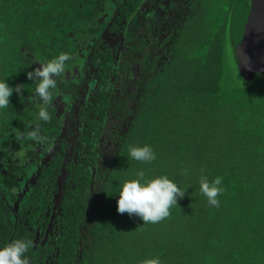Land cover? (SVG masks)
<instances>
[{"label":"trees","instance_id":"trees-1","mask_svg":"<svg viewBox=\"0 0 264 264\" xmlns=\"http://www.w3.org/2000/svg\"><path fill=\"white\" fill-rule=\"evenodd\" d=\"M117 1L0 0V80L13 90L22 88V95L14 92L8 108L0 110V247L15 239L31 241L30 264H140L151 258L161 264H264V72L250 77L239 58L238 0H188L184 22L163 41L144 20L135 40L120 52L121 71L139 64L134 91L118 103L102 91L96 104L81 109L82 140L96 162L108 113L115 108L124 121L112 137L116 147L110 162L97 172L99 193L91 205L86 192L93 172L56 159L31 183L19 221L8 214L4 197H15L31 164L61 133L78 98L74 80L82 78L80 65L91 47L112 18L110 31L121 32L123 23L125 35L145 0ZM60 53L72 59L50 90L49 103L42 105L35 93L39 81L27 73ZM100 69L105 80L107 62ZM133 99L131 110L127 100ZM41 107L49 112L47 122L38 117ZM34 128L42 141L27 138ZM91 132L99 138L93 141ZM145 145L156 160H132L129 147ZM62 165L68 176L56 209ZM140 169L146 178L166 175L186 193L155 224L117 212L120 186ZM202 176L209 182L222 178L219 207L209 206L200 193ZM54 213L58 239L35 246L37 229Z\"/></svg>","mask_w":264,"mask_h":264},{"label":"clouds","instance_id":"clouds-1","mask_svg":"<svg viewBox=\"0 0 264 264\" xmlns=\"http://www.w3.org/2000/svg\"><path fill=\"white\" fill-rule=\"evenodd\" d=\"M72 57L68 53H60L52 60L42 63L39 68L27 73V78L39 81L35 93L39 97L42 105H47L51 99L50 90L57 87V78L60 77L66 68V62ZM22 95L21 85H17L13 90L7 81L0 80V110L8 108L10 97L13 93ZM38 117L42 121H49L50 115L46 108L41 107ZM28 139L42 141L44 137L38 128H34L28 133ZM128 154L132 160L141 163H151L156 160L153 149L145 145L143 147L130 146ZM187 175L188 170L185 169ZM222 178L216 177L209 182L206 176H202L199 182V191L206 198L209 206L219 207L218 196L222 195L224 188ZM185 192L166 175L154 178H146L143 169L137 170L136 178L126 180L119 190L117 200V212L127 213L129 216L139 217L143 224L158 223L170 215V208L177 205V198H184ZM31 241L15 239L0 247V264H30V259L26 255L31 246ZM140 264H161L159 258L144 259Z\"/></svg>","mask_w":264,"mask_h":264},{"label":"rangeland","instance_id":"rangeland-1","mask_svg":"<svg viewBox=\"0 0 264 264\" xmlns=\"http://www.w3.org/2000/svg\"><path fill=\"white\" fill-rule=\"evenodd\" d=\"M121 1L122 0H118L117 3H121ZM157 5L158 0H145L139 14L132 20L131 25L125 31V35H123V23H119V26L122 27L121 32L113 33L110 31L111 25L114 22L113 18L110 19L103 36L100 37V39L91 47L92 53L88 55L87 59L83 61L82 65H80L82 78L74 80L77 82L79 89L78 98L71 103L72 109L68 114V116L71 115V120H69L70 122L68 121V127L66 128L65 134H63L65 143L69 145V150L67 152L68 161H71L72 157H74L75 163H82L83 159L87 157V151L85 152V146L81 142V132L85 122V117L81 115V109L83 110V108L96 104L97 96L102 91L107 92V94L111 93L117 103L120 100H126L128 95L134 91V82L139 74V64H134L129 71L123 72L120 70V62L122 61V58L119 54L121 51L127 50V46L135 40V33L141 29L143 20L146 18L153 20L152 24L155 26L154 34L158 35L155 23ZM176 19L182 18L179 16L176 17ZM175 20L173 21L175 22ZM105 51H108L106 57H109V59L104 57L103 54ZM103 61L107 62L108 65V70L105 72V80L100 76V64ZM116 72H119L120 76L116 77ZM103 81L105 84H102ZM135 101L136 99H133L132 101L127 100L129 109L134 110ZM112 110L113 112L108 113L107 123L104 128L105 133L103 141L106 142L102 141L100 147L103 153L99 160L100 168H103L108 164L109 158L115 150L116 145L114 144V141H112V137L117 131L120 132L123 130L119 128L124 125V121L120 119V114L115 108ZM14 203L15 202L8 203V214H12V218L18 222L21 218L22 209L19 210V207L16 206L13 207ZM49 233L48 230L47 234ZM54 240H56V238Z\"/></svg>","mask_w":264,"mask_h":264},{"label":"flooded vegetation","instance_id":"flooded-vegetation-1","mask_svg":"<svg viewBox=\"0 0 264 264\" xmlns=\"http://www.w3.org/2000/svg\"><path fill=\"white\" fill-rule=\"evenodd\" d=\"M187 1L188 0H181V3H180V0H158V5H157V9H156L157 12L155 13V23L157 26L156 29L158 31V36H160V39L162 41L164 40V38L167 34L172 32L174 29L178 28L180 26V24L184 22L183 21L184 15L186 13L185 5H186ZM173 4H174V7L171 8ZM179 16H181L182 19H176V17H179ZM144 20H148V18H146ZM144 20H143V22H144ZM149 20L152 24L153 20H151V19H149ZM158 20L161 22H164L162 24L163 28H162V25L159 24ZM173 20H175V22ZM157 23L159 25H157ZM153 27L155 28L154 25H153ZM164 27H166V28L164 29ZM104 32H105V30H104ZM74 101H76V100H74ZM70 111L71 110H67V113H66L65 117L63 118L60 135L58 137L54 138V140L47 147H45L44 152L41 155L40 159L37 162L31 164V168L28 171L26 177L24 178L23 183L20 185L19 189L15 193V197H9V196L4 197V202L6 203V207H7L8 203L15 202L13 204V207H15V206L19 207L18 209L19 210L22 209V212H23L24 203H25V201L28 197V194L30 192V189L32 187L31 183L35 182V180H37L38 175L41 174L42 170L45 167H48L50 162H53L56 159L57 160L61 159L64 164L74 163L75 165L86 166L87 170L93 172V183L90 186V191L86 192V197L88 198L89 205L92 204L94 197L99 193V190L97 188H95L96 187L97 172H101V171L105 170L106 166L108 164L103 168L99 167V160H100L101 154H103L101 149H100L101 144H100L99 148H97V150H96V151L100 152V155L97 157V162L92 159V156H90V154L93 153L94 150L89 149L88 144L82 140L83 129L81 132L82 133L81 142L85 146V152L87 151V153H86L87 157H85V159H83L82 163H75L74 157H72L71 161L67 160V152L69 150V145L65 143L63 134H65L66 128L68 127V121L71 120V115L68 116ZM84 126H85V122H84L83 128H84ZM104 131L105 130H103V132ZM100 132H101L102 136L99 139V141H100V143H102V141H103L102 137L104 136V134L101 130H100ZM89 136L91 137V139L93 141H95L97 138H99L93 132H91L89 134ZM62 142L67 147L65 152H62V150H61L62 144H60V143H62ZM59 154H61L62 157H59L58 156ZM109 162H110V158H109ZM57 169L58 168L55 167V171ZM67 176H68V173L65 169V165H62L61 173L58 176L56 184H55L56 193L53 196V200L56 204L55 208L58 206V204L61 202V200L63 198V193H64L63 189L65 186V181H66ZM54 216H55V213L53 215V218L51 219V222H49L47 224V226H45V224H43L42 226H40L37 229L35 237H34V245L35 246H37L38 244L44 243L46 241H49L50 238H51V243L54 241L55 238L58 239L59 227L56 225L55 222H53ZM87 218H88V215H87ZM48 230L50 232L49 234H47Z\"/></svg>","mask_w":264,"mask_h":264},{"label":"water","instance_id":"water-1","mask_svg":"<svg viewBox=\"0 0 264 264\" xmlns=\"http://www.w3.org/2000/svg\"><path fill=\"white\" fill-rule=\"evenodd\" d=\"M234 36L239 58L250 77L264 72V0H238Z\"/></svg>","mask_w":264,"mask_h":264}]
</instances>
